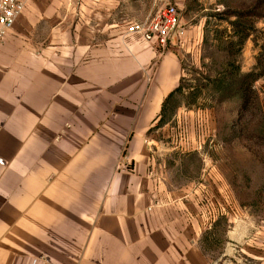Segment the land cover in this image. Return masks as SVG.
<instances>
[{
    "label": "crops",
    "instance_id": "obj_1",
    "mask_svg": "<svg viewBox=\"0 0 264 264\" xmlns=\"http://www.w3.org/2000/svg\"><path fill=\"white\" fill-rule=\"evenodd\" d=\"M22 1L0 44V264H223L207 234L244 237L224 159L149 133L183 78L181 18L160 52L126 33L152 17L134 0ZM184 157L201 169L182 182Z\"/></svg>",
    "mask_w": 264,
    "mask_h": 264
},
{
    "label": "rangeland",
    "instance_id": "obj_2",
    "mask_svg": "<svg viewBox=\"0 0 264 264\" xmlns=\"http://www.w3.org/2000/svg\"><path fill=\"white\" fill-rule=\"evenodd\" d=\"M262 1L134 0V13L149 12L151 16L168 5L175 6L189 32L181 49L182 92L167 107L166 121H170L151 135L165 148L180 140L200 138L203 149L214 159H224L232 196L238 201L230 211L239 220L244 237L233 243L226 236L225 222L207 234L204 251L223 264H258L246 255L259 244L264 248V76L252 83L248 98L242 89L243 76L260 72L257 58L261 50L256 40L262 44L264 38V3L258 11L256 5ZM240 14L248 17L238 19ZM256 14L262 17L256 19ZM242 28L251 35L240 46L237 32ZM190 111L201 112L208 119L183 114ZM200 169L197 157H184L175 176L182 182L191 181ZM226 251L229 256L223 257Z\"/></svg>",
    "mask_w": 264,
    "mask_h": 264
},
{
    "label": "built area",
    "instance_id": "obj_3",
    "mask_svg": "<svg viewBox=\"0 0 264 264\" xmlns=\"http://www.w3.org/2000/svg\"><path fill=\"white\" fill-rule=\"evenodd\" d=\"M22 0H0V44L13 29L17 18L24 11ZM180 14L175 6H166L154 16L143 22L130 23L128 35L139 36L147 43L154 45L160 52H165L180 45Z\"/></svg>",
    "mask_w": 264,
    "mask_h": 264
},
{
    "label": "trees",
    "instance_id": "obj_4",
    "mask_svg": "<svg viewBox=\"0 0 264 264\" xmlns=\"http://www.w3.org/2000/svg\"><path fill=\"white\" fill-rule=\"evenodd\" d=\"M263 3L264 1L262 2H258L257 5H256V11H258V8H262L263 7ZM248 17V14H244L243 16L240 14L238 15V19H246ZM262 15L261 14H256V19H259L261 18ZM243 30L237 32L238 34V37H239V44L240 46H242L244 44V42L246 40L249 39L250 37V33L247 32L244 28H242ZM259 40H256V46L260 47V50L261 52L259 53L258 55V58H257V68L258 70L260 69V72H256V73H250L246 76H243L242 77V89H244V92H245V96L246 98H248V95L252 93V90H251V85L252 83H254L255 81H257L259 78H261L262 76H264V38H261L260 39V43L262 44H259L258 42ZM182 82H183V78H182V81H181V84L179 86V88L174 92L172 93L163 103V108H162V113H161V117H160V120L158 122V124L156 126H154L150 131L149 133L151 134V132L156 129V128H160L162 127L163 125L166 124V122L170 121H166V113H167V107L170 103V101L177 95V94H180L182 92Z\"/></svg>",
    "mask_w": 264,
    "mask_h": 264
}]
</instances>
